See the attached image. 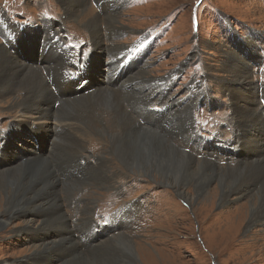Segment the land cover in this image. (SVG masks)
<instances>
[{
    "label": "rangeland",
    "instance_id": "rangeland-1",
    "mask_svg": "<svg viewBox=\"0 0 264 264\" xmlns=\"http://www.w3.org/2000/svg\"><path fill=\"white\" fill-rule=\"evenodd\" d=\"M72 1L0 0V17L10 16L13 33L25 27L31 44L40 37L45 47L53 33L68 46L88 42L83 48H92L96 63L90 74L97 80L92 82L94 91L73 88L77 84L64 81L60 74L68 63L59 53L55 86L47 67L54 66L57 56L47 63L49 51L40 47L38 63L33 48L29 57L33 62L23 63L40 68L34 76L36 87L43 82L49 87L40 88L47 98L46 112H57L68 122L46 123L43 133L29 120L32 133L14 130V122L24 119L20 102L25 92L0 99V174L15 172L29 158L37 160L48 175L44 182L53 185L46 197L56 194L65 216L62 219L43 200L48 211L40 217L58 221L51 232L17 233L27 218H37L33 213L10 219L0 228V264L23 260L27 263L21 264H66L52 251L27 261L45 241L61 242L62 237L67 239L65 247L57 250L74 248L82 264L127 263L115 242L124 239L134 243L137 264H264V215L250 217L246 203L255 193L245 195L246 189L257 192L264 183V0H81L74 6ZM113 11L116 14L106 16ZM11 35L0 20V47ZM137 41L148 43V48L143 56L135 55L132 71L112 69L116 78H107L112 63L120 64L115 59ZM1 49L5 51L6 45ZM49 50L59 49L51 45ZM7 51L15 56L21 49ZM105 90L111 96H104ZM55 93L63 100L57 102ZM52 103H60V109ZM154 107H166L167 114L157 116ZM155 137L158 144L187 155L192 163L232 173L246 170L256 178L250 177L248 186L239 182L233 189L237 194L227 203L217 197L188 203L159 175L149 178L130 172L118 162L114 139L129 145L133 139L154 142ZM226 183L231 185L230 180ZM76 212L80 218H74Z\"/></svg>",
    "mask_w": 264,
    "mask_h": 264
},
{
    "label": "bare ground",
    "instance_id": "bare-ground-1",
    "mask_svg": "<svg viewBox=\"0 0 264 264\" xmlns=\"http://www.w3.org/2000/svg\"><path fill=\"white\" fill-rule=\"evenodd\" d=\"M77 1L81 5V0H74L71 2V4L74 6ZM68 4H70V2ZM74 9H76V7ZM112 14H116V11H113L111 14L106 15V16L110 17ZM92 22L93 21H91L90 24ZM42 27L43 26H41V28ZM12 29L13 31H15V26ZM23 35L24 34H21L22 40L20 42L22 46H26V48H24L21 52H18L17 54H15V56H11L10 53L7 51V49L5 51H2L1 47L5 48V45H2L0 47V99L2 100L3 98L9 96V95H6L9 93H11V95H14L16 91L21 90L22 92H25L24 99H22V101L20 102L21 109H23L21 114L24 115V117L22 116V118L24 119H20L22 120V122L19 120L14 122V124H21L20 128H16L14 124L12 125L11 128H13L14 130H20V131L29 130V132L32 133L31 132L32 125L29 124V120L30 121L32 120V122H34L33 124L40 125L36 128V130L41 129L44 133L48 130L44 126L46 123H52L53 121H56V119L62 122H68L69 119H64V118L59 117L57 115V112H53V111L46 112L49 109V107L45 108V104H47V98L44 95V91H40V88L43 87V85L45 86L46 89H49V87L47 88V85L45 84V82H43L42 86L36 87V84L34 83L36 79L34 76L40 74L39 73L40 68H34L33 66L27 67L23 63L24 59L25 60L28 59L30 62H33V60H30L29 57H30V50L35 48L34 47L35 43L31 44L32 42H30L27 38H24ZM45 38H46V35H45ZM44 51L47 53L46 49ZM58 55H59V52L55 53V52L50 51V53H48V58L45 57V60L48 63L49 61L50 62L53 61L54 56H57L56 59L51 63L55 67L52 65L47 67L49 70V74H51L49 75V77L54 81L53 83L54 85L59 84V81H58L59 71L56 70V66L61 64V60L58 59V57H61V56H58ZM19 58H22L21 59L22 62L19 60ZM230 58L233 59L231 55H230ZM108 64L109 63H107V65ZM244 66L247 67L248 64L245 63ZM117 68L118 66L112 63V67L109 68L110 70L107 73V78H109L110 80H112L113 78H116L117 75L114 77L115 73L111 70L115 69L116 71ZM34 70L37 72V74L33 72ZM44 70H45V67L43 68V71ZM63 73L64 71H62L60 74L63 75ZM234 76L237 78V80L244 79L243 81H246L244 75H241L240 77H238L237 74H235ZM157 79H161V78H157ZM240 84L244 85V83H240ZM38 86H39V83H38ZM103 92L105 93L106 90ZM238 93L241 94V92L239 91ZM39 95L41 97L37 98ZM55 96L57 98V102L60 100H63L56 93H55ZM104 96L109 97L111 96V94L105 93ZM52 104L54 105L53 107H55V103H52ZM42 105L44 108H42ZM53 107L50 106L51 110ZM57 109H60V108L58 107ZM114 109L116 110V108ZM66 111L64 110V112ZM60 112L62 111L60 110ZM50 114L54 116L51 118ZM239 114H242V112H240ZM157 139L158 138L155 137L154 142H152L149 139L147 140L145 138L143 139L140 138L139 140L133 139V141L131 140L132 142L129 143V145L125 141H118L114 139L112 141V144H115L117 146L115 149L116 150L115 155L118 158V162L120 161V163L126 168V170L130 172H135L138 174L143 173V175L145 174L149 178L153 174L159 175L161 178H163L164 181H166V184L172 186L173 188H176L175 193L177 194V197H179L182 200H186L188 203L192 201L194 203H196L197 201L204 203L216 197L221 203H227L229 202V198L232 195L237 194L236 192L233 191V189L237 185H239L238 184L239 182L242 181L245 186L251 183L249 181L250 177H252L253 179L256 178L249 171H246V170H243L239 173H232L229 170H219V169L207 166L205 164L198 163L196 162V160L192 163L188 159L187 155H182V154L180 155L177 153V151L173 150L171 147H166L162 144H158L156 142ZM70 140L72 139L70 138ZM176 147L179 150L183 151L184 153L187 152V150H183L182 147L180 146H176ZM262 156H264V154ZM28 160L29 161H26L22 165L18 166L15 169L16 170L15 172H11V170H8L0 174V209H2L1 212L3 215L0 218V228L6 226L8 222H10L9 220L12 218L14 220L19 219L18 216L27 217L29 215H32L33 213L37 217L35 218V216H32V217L27 218L24 229H19L17 231L19 235L26 234V233H29V234L45 233L49 229L55 228L57 226L58 221L49 222L48 220H45L42 217H40V216H43L41 213L45 212L43 210L48 211V209L44 207L43 200H47L48 205L53 206L57 210V212L61 215L62 219H65L64 214L61 213V207L58 206V200L55 197L56 194L52 193L51 196L46 197L47 190L50 189L53 185H52V182L50 183L48 181L44 182L45 179H48V175L45 174L43 164L38 163L37 160H33L30 158ZM194 164H197V165H194ZM193 165L196 167L195 170H192ZM262 173L263 172H261V174ZM227 180H230L231 182L230 186L226 183ZM189 188L193 191L191 195L187 193L186 191ZM255 191L256 190H253V189H249V190L246 189L245 191V195L248 193L249 194L255 193L253 197H250L249 200L247 199L248 201L246 203V205L248 206L250 204V207H251L250 217L251 218L253 217L258 218V216L262 217L264 215V183L260 190H258L257 192ZM245 195H242V196H245ZM238 214H243V213L238 212ZM52 216H53V213H52ZM37 221H39V223H37ZM30 223L32 224L36 223V224L32 226L30 225ZM39 225H42V226H39ZM49 232H51V230H49ZM48 234L49 233H47L46 236H48ZM63 238L64 237L61 238L62 239L61 242H56L54 241V239L50 241H45L46 243H44L38 251L36 252L34 251L35 253L31 257H29L30 259L27 257L28 259L27 261L33 260L39 254L52 251L54 253L55 259H57L56 258L57 256L59 258L58 260H63L64 258V260H66L65 262L66 264H82L81 261L78 260L79 255H76L74 248L69 249V247H66L63 250H60V249H59L60 251L57 250V247H60L62 245L63 247H65L63 240H67V239H63ZM115 242L117 244V247L120 248L122 252L124 253V255L126 256L124 258H127L129 262V263L127 262L124 264H137L136 263L137 256H136V251L134 248L135 246L134 243L126 239L120 240V241L116 240ZM68 253H70V256H72L71 257L72 259L69 258ZM56 254L58 255L56 256ZM54 257L50 255V258H54ZM21 262L27 263L26 260H23ZM21 262H19L18 264H21ZM47 263L50 264L49 261H47Z\"/></svg>",
    "mask_w": 264,
    "mask_h": 264
},
{
    "label": "water",
    "instance_id": "water-1",
    "mask_svg": "<svg viewBox=\"0 0 264 264\" xmlns=\"http://www.w3.org/2000/svg\"><path fill=\"white\" fill-rule=\"evenodd\" d=\"M156 111L160 112V111H161V109H157Z\"/></svg>",
    "mask_w": 264,
    "mask_h": 264
}]
</instances>
